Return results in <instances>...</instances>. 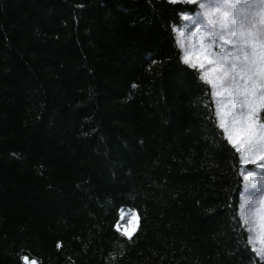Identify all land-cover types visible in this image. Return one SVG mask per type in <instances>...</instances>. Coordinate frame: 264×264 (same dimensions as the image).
<instances>
[{
    "label": "trees",
    "instance_id": "16d2710c",
    "mask_svg": "<svg viewBox=\"0 0 264 264\" xmlns=\"http://www.w3.org/2000/svg\"><path fill=\"white\" fill-rule=\"evenodd\" d=\"M177 7L0 0V264H264Z\"/></svg>",
    "mask_w": 264,
    "mask_h": 264
},
{
    "label": "snow or ice",
    "instance_id": "6c2138e0",
    "mask_svg": "<svg viewBox=\"0 0 264 264\" xmlns=\"http://www.w3.org/2000/svg\"><path fill=\"white\" fill-rule=\"evenodd\" d=\"M167 2L188 6L173 11L181 21L191 23L188 38L196 50L184 48L179 38L184 34V28L172 27V32H178L177 44L183 52L177 55L179 61L192 69L208 88V106H215L216 127L222 130L224 138L235 150L233 160L238 165L251 162L264 168V0ZM239 175L249 182V189L257 191L247 196L248 211L240 216L238 224H247L249 230L254 231L258 221L260 247L255 246L252 236H249L248 244L256 256L264 259V212L261 211L264 209V178L257 185L254 172L242 170ZM258 198L261 208L253 209ZM129 223L132 227L121 229L118 224L115 227L131 240L143 226V218L135 214ZM56 246L60 248L61 242ZM20 259L24 264H38L27 254Z\"/></svg>",
    "mask_w": 264,
    "mask_h": 264
},
{
    "label": "rangeland",
    "instance_id": "374dc122",
    "mask_svg": "<svg viewBox=\"0 0 264 264\" xmlns=\"http://www.w3.org/2000/svg\"><path fill=\"white\" fill-rule=\"evenodd\" d=\"M191 27H192V25H191L190 22L183 21V24L179 28H184V34L182 36H180L179 38L183 42L185 49H188L190 51H195L196 48H195V45H194L193 41L188 38L189 34H190L189 30L191 29ZM179 28H177V29H179ZM176 35L178 36V32H176ZM180 51H181V54H183L181 48H180ZM242 170L254 172L256 174V184L257 185H259L261 179L264 178V168H261L259 166V163H251V162H249V164L243 165ZM248 183L249 182L244 181V191L242 193V204H241V210H240V214L241 215L242 214H246L247 211H248V208H247V203H248L247 196L249 194L255 193L257 191L256 189H249L247 187ZM242 205H245V207H242ZM252 208L253 209H260L261 208V205H260V202H259V198L257 199V202L252 205ZM261 211L264 212V209H261ZM132 218L133 217L124 218L123 221L121 222L120 228L123 229L125 226L132 227V225L129 223L132 220ZM245 225L247 227V231L249 232V236H252L253 239H254L255 246L256 247H260V242L257 239V236H258L259 231H260L258 221L256 222V227H255L254 231H250L249 230V226L247 224H245Z\"/></svg>",
    "mask_w": 264,
    "mask_h": 264
}]
</instances>
